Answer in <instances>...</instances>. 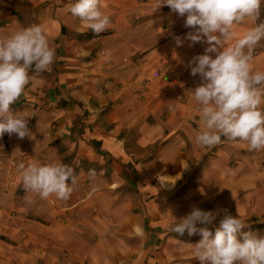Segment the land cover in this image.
I'll return each instance as SVG.
<instances>
[{"label":"crops","instance_id":"obj_1","mask_svg":"<svg viewBox=\"0 0 264 264\" xmlns=\"http://www.w3.org/2000/svg\"><path fill=\"white\" fill-rule=\"evenodd\" d=\"M75 2L0 0V39L38 24L56 49L52 70L10 106L31 137L0 138V264H199L191 245L202 236L169 227L193 206L219 211L217 225L227 210L264 235V149L195 144L200 78L188 64L208 45L185 39L186 17L154 12L157 0H101L111 24L95 35L70 13ZM53 162L75 169L70 198L26 193L19 164Z\"/></svg>","mask_w":264,"mask_h":264},{"label":"clouds","instance_id":"obj_2","mask_svg":"<svg viewBox=\"0 0 264 264\" xmlns=\"http://www.w3.org/2000/svg\"><path fill=\"white\" fill-rule=\"evenodd\" d=\"M264 0H157L156 12L168 6L173 13L186 17L184 26L193 29L185 39L206 43L204 54L194 56L188 64L193 77L200 83L192 89L199 120L203 125L195 144L210 148L222 142V137L236 143H246L249 151L264 149V72L253 71L251 61L255 48L264 40V21L260 20ZM70 13L95 35L111 24L109 15L101 11V0H76ZM251 20L254 24L230 46L235 37L234 25ZM259 21V22H257ZM177 46L183 44L175 37ZM190 45V46H191ZM215 54V58L211 54ZM56 59V49L50 44L43 27L33 24L0 39V138L7 133L17 138L31 137L28 117L10 107L22 96L36 75L50 72ZM187 169V168H186ZM26 193L48 199L70 198L77 185L75 169L65 163H33L18 166ZM90 179L96 172L89 169ZM158 175L161 187L171 190ZM26 203L32 200L26 196ZM204 211L193 206L190 213L171 224L173 233L202 239L191 245L199 264H264V235L243 229L249 226L238 216L223 210ZM203 225V226H200ZM211 226V227H210Z\"/></svg>","mask_w":264,"mask_h":264},{"label":"rangeland","instance_id":"obj_3","mask_svg":"<svg viewBox=\"0 0 264 264\" xmlns=\"http://www.w3.org/2000/svg\"><path fill=\"white\" fill-rule=\"evenodd\" d=\"M261 14H262V11H261ZM252 25H253V22L250 23V21H248V20L245 21L243 30L240 31V33L239 32L237 33V38L241 37L245 31H247L249 28H251ZM254 51H257V54L255 56H259V60L261 61L260 65L264 66V40H262L260 42V44L255 48ZM253 57H254V52H253ZM253 68L254 67L252 65V69ZM253 71H254V69H253Z\"/></svg>","mask_w":264,"mask_h":264},{"label":"trees","instance_id":"obj_4","mask_svg":"<svg viewBox=\"0 0 264 264\" xmlns=\"http://www.w3.org/2000/svg\"><path fill=\"white\" fill-rule=\"evenodd\" d=\"M261 11H262V14L260 15V20L264 21V4H262V6H261ZM257 22H259V21H257Z\"/></svg>","mask_w":264,"mask_h":264}]
</instances>
